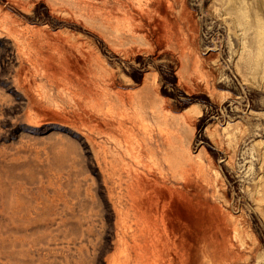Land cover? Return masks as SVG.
Instances as JSON below:
<instances>
[{
  "label": "rangeland",
  "instance_id": "obj_1",
  "mask_svg": "<svg viewBox=\"0 0 264 264\" xmlns=\"http://www.w3.org/2000/svg\"><path fill=\"white\" fill-rule=\"evenodd\" d=\"M0 264H264V0H0Z\"/></svg>",
  "mask_w": 264,
  "mask_h": 264
},
{
  "label": "bare ground",
  "instance_id": "obj_2",
  "mask_svg": "<svg viewBox=\"0 0 264 264\" xmlns=\"http://www.w3.org/2000/svg\"><path fill=\"white\" fill-rule=\"evenodd\" d=\"M141 96V95H140ZM143 96H145V95H143ZM142 96V97H143ZM151 96V95H150ZM142 97H139L138 95H136V94H125L124 92H123V107L125 108V107H138L139 106V104H140V98H142ZM145 98V97H144ZM147 98V97H146ZM146 101V100H145ZM145 101H142V102H145ZM151 101V100H150ZM149 101V102H150ZM151 103V102H150ZM141 105H142V103H141ZM146 105V104H145ZM150 105V104H149ZM140 107V106H139ZM152 107V106H151ZM163 108V107H162ZM161 110H163V109H161ZM134 113V112H133ZM151 113V112H150ZM136 114V113H135ZM152 115V114H151ZM127 116V115H126ZM123 117H124V115H123ZM124 119V118H123ZM126 119V118H125ZM127 120V119H126ZM138 120V119H137ZM141 120V119H140ZM143 121V120H142Z\"/></svg>",
  "mask_w": 264,
  "mask_h": 264
}]
</instances>
